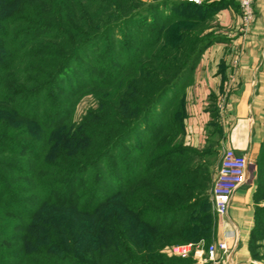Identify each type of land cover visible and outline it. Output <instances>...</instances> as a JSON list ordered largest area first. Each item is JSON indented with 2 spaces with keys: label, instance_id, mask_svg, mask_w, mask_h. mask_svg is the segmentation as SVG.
<instances>
[{
  "label": "trees",
  "instance_id": "16d2710c",
  "mask_svg": "<svg viewBox=\"0 0 264 264\" xmlns=\"http://www.w3.org/2000/svg\"><path fill=\"white\" fill-rule=\"evenodd\" d=\"M135 1L0 0V264H196L166 248L214 238L212 178L196 161L209 153L181 144L184 91L204 51L224 40L221 28H199L238 3ZM175 20L203 38L179 28L169 45ZM115 30L113 47L131 48L118 55L105 44L100 69H83V49ZM86 93L97 106L76 122ZM258 226L264 206L250 235L256 258Z\"/></svg>",
  "mask_w": 264,
  "mask_h": 264
},
{
  "label": "crops",
  "instance_id": "0c3cea01",
  "mask_svg": "<svg viewBox=\"0 0 264 264\" xmlns=\"http://www.w3.org/2000/svg\"><path fill=\"white\" fill-rule=\"evenodd\" d=\"M255 10L256 21L249 29L243 28L233 8L215 15L224 40L204 51L184 91L182 146L215 155V178L225 149L244 154L249 161L247 182L235 191L227 216L219 217L217 224L215 242H225L230 250L220 264L263 262L251 255L249 247L256 207L264 206L255 200L256 188L249 184L264 140V0H255Z\"/></svg>",
  "mask_w": 264,
  "mask_h": 264
},
{
  "label": "rangeland",
  "instance_id": "374dc122",
  "mask_svg": "<svg viewBox=\"0 0 264 264\" xmlns=\"http://www.w3.org/2000/svg\"><path fill=\"white\" fill-rule=\"evenodd\" d=\"M183 1H185V0H183ZM188 1H191V2L194 1L195 3H197V5H200V6L209 5L210 8L213 5H215L216 2L228 1V2H231V3H235V0H188ZM147 2H153V0H140V1L139 0H136L134 4H135L136 7H139L141 4H144V3L147 4ZM140 9L142 11L141 14L142 15H146V13L144 14V12H143V8H140ZM166 9L168 11V9H170V8H166ZM171 11H172V14L171 15H174V16H177V17H180V16L183 17V15H186V14H183L182 8H180L179 10H177L176 8H172ZM144 22L145 21H143V23ZM142 24H140V26ZM155 25H156V22H155ZM252 26H250V27H252ZM201 27L199 28V26H198L197 28L192 29V26L189 23H186V21L184 22V21H181V20H178V21L175 20L174 21V24H172L171 27H170V29L172 30V32L170 33L171 34V37L169 36L170 37V39H169L170 40L169 45H171V46L174 45V42H173V44L171 42L173 40V36L172 35L176 34L179 28L180 29L182 28L184 30H191L192 29V31L193 30L196 31V29L199 28V29L202 30L201 31L202 34H205V36H209V35H212L214 33H218V30L220 29V22H219L218 18L215 16L214 19L213 18L210 19L206 24L201 25ZM127 31H129V29L125 27V29L123 30V32L126 33ZM119 32H120V30H118V31L117 30L112 31L111 33L107 34L105 36V38H100L95 43L90 44V46H87L81 52V54L83 55V57L77 59V63H79L80 65H82V67H84L83 69H88L93 74V72L96 73V70H98V68L100 67V66H97L98 65L97 63L98 62L95 61V59H96L95 58V55L97 54V52H99L102 49V47H104L105 44H108L109 45L108 48H111V49L115 48L114 51H117L118 55H121L122 54V52L124 50V48H123L124 46L131 48L130 46H126V45H123L122 47L121 46H119V47L118 46L113 47L114 46V43H115V40H114L115 37H116V39H118V37H119L118 35H120L122 33V32H120V33ZM196 32L198 34L199 33V30H197ZM202 34H198V38H200V39L203 38L202 37ZM152 38L155 39V36H152ZM98 47H100V48H98ZM137 49H140V48L137 47ZM110 51H108V49H107L105 56H103V59L108 60V58H109L108 55L109 54H114V52L109 53ZM85 59L86 60L91 59L90 64H88L85 61ZM92 60H94L95 62H92ZM112 60H115V58L111 59L107 63V65H110V66L114 65V64H112V62H113ZM119 61L122 62V59L116 60V62H119ZM114 67H115V65H114ZM74 69L75 68H72V70H74ZM81 77H84V75L81 76ZM85 77H86V74H85ZM97 103H98V101L96 99V96L93 93H86V94H84L80 98V100L77 102V105L75 107V111H74V119H75V121L76 122H79L82 119V117L88 112L89 109L95 108L97 106ZM137 133H139V132H136L135 137H136ZM125 149H127V148H125ZM122 151H123V147H121L119 149V154H120L119 156H121ZM254 160H255L254 163H252V170L254 172H252V174H251L253 176H252V180L249 181V184H253L255 186V188L257 189V185H259L258 183L259 182H264V171L263 170H261V172L259 171L261 169L260 168V164H262L263 161H264V157L261 156L260 150H259V152L257 154V157H255ZM196 161L202 167L201 170H200L201 172L206 171L207 173H210V175H211V178H212L211 188H210V192H211V189H212V187L214 185V182H215V179H216L214 175H215V171H216V168H217L218 161H217V159L215 157H213L211 155H204V156L198 157V158H196ZM250 168H251V166H250ZM250 171H251V169H250ZM259 172L261 174L260 176H263L262 178H260ZM261 201L264 203V198ZM209 202H210V208H211V211H212V217L211 218H212V221H213V224H214V226H213V235H214V238L212 239V241L210 243H205L203 240L194 241V242H188V243H193V244H201L205 248L208 247L210 244L215 243L216 228H217V224L220 221L219 216L215 213V211L213 209V205H212V202H211V197H210ZM262 235H264V226H258V230L256 231V233L254 235V237H255L254 245H258V247H259L258 248L259 258L261 260H263V262H264V236H262ZM184 244H186V243H184ZM172 245H177V244H171L170 246H172ZM166 252H168L169 257H173L169 253V248H166ZM191 259L195 262V260H194L193 257H191Z\"/></svg>",
  "mask_w": 264,
  "mask_h": 264
},
{
  "label": "built area",
  "instance_id": "2783aa9c",
  "mask_svg": "<svg viewBox=\"0 0 264 264\" xmlns=\"http://www.w3.org/2000/svg\"><path fill=\"white\" fill-rule=\"evenodd\" d=\"M240 18L244 29H248L256 21L255 0H237ZM249 161L246 155L232 149L222 152L217 176L211 189V202L215 213L225 217L233 194L247 182ZM225 242H215L208 247L201 244H177L169 247V253L179 258L193 257L196 264H220L229 253ZM220 253V254H219ZM259 264H264L260 262Z\"/></svg>",
  "mask_w": 264,
  "mask_h": 264
}]
</instances>
